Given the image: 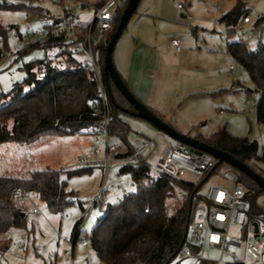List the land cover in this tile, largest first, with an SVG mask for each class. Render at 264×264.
Instances as JSON below:
<instances>
[{
	"label": "rangeland",
	"instance_id": "1",
	"mask_svg": "<svg viewBox=\"0 0 264 264\" xmlns=\"http://www.w3.org/2000/svg\"><path fill=\"white\" fill-rule=\"evenodd\" d=\"M5 1L16 3L27 0H0V5ZM100 1L104 0H84L90 8L77 17V34L87 35L94 15L93 6ZM241 1L252 16V22L242 25L240 18L237 25L227 31L219 18L233 7L236 0H140L115 45L113 62L118 65L120 59L126 61L133 53L131 77L134 84L130 89L142 102V99L153 102L155 112L181 133L207 137L219 126L226 125L233 135L255 139L262 146L264 130L256 116L259 93L246 69L229 53L227 45L239 38L251 49L264 43V19L258 22L264 16V0ZM32 3L41 6L49 15L62 14L65 6H72L68 0H33ZM179 4L184 8L180 9ZM26 14H29V18L25 17ZM0 22L6 25L14 23L21 32L40 25L34 12L2 7ZM247 32L253 34L252 39L246 38ZM104 33L95 27L92 34L98 60L97 44ZM174 38L180 40V51H176L172 45ZM9 43L15 51L14 41L9 39ZM4 52L0 60V92L8 93L15 83L26 78L24 63L43 58L45 51L37 47L18 60L16 55ZM76 56L85 61L83 54ZM231 65H235V68L231 69ZM28 87L25 85V89ZM219 90V93L213 94ZM119 116L131 127L127 141L120 140L119 143L135 152H139L143 142L158 130L152 122L142 117L125 112H119ZM92 146L93 138L87 131L74 135H50L30 147L7 143L0 146V172L25 175L32 168L50 167L63 171L81 168L77 161L88 155ZM163 148L164 140L159 137L156 146L144 153L142 158L154 166ZM124 166L112 163L106 173L101 166L89 167V171L79 174L68 175L64 172L62 178L67 180V187L74 190L75 201L62 211H52L33 193L17 197L16 201L27 215V228L14 230L11 235L8 232L0 234V264H105L92 250L89 235L108 204L117 202L124 193L135 191L131 174L122 171ZM253 166L264 178V163L257 162ZM224 169L237 174L225 162L206 177L200 192H206L216 182L225 183L221 176ZM101 190L107 194V198L94 205L96 195ZM183 195V189L176 186V198L171 200L172 204ZM257 204L264 211V192L257 196ZM93 205L92 213L87 216ZM34 207L40 211L33 212ZM79 221V237L87 238V242L75 245L72 263L64 257V250L71 245L70 238ZM230 237L240 240L242 255L245 241L240 226L230 228ZM17 241H21V244ZM6 245L4 250L1 246ZM206 254L218 257L219 251L208 250ZM179 264L197 263L188 260Z\"/></svg>",
	"mask_w": 264,
	"mask_h": 264
},
{
	"label": "trees",
	"instance_id": "2",
	"mask_svg": "<svg viewBox=\"0 0 264 264\" xmlns=\"http://www.w3.org/2000/svg\"><path fill=\"white\" fill-rule=\"evenodd\" d=\"M32 1H5L0 7L49 15ZM129 1H126L123 10L116 13L113 30L105 32L97 44L101 75L107 94V108L113 115L109 130L118 140L125 142L131 127L119 116V112L141 116L139 110L117 88L112 76L106 74L105 57L107 45L122 20ZM246 13L244 2L236 0L233 7L220 16L219 22L226 25L227 31H231ZM263 19L264 16L260 17L258 22ZM13 28L19 30L14 23L6 25L0 22V39H3L0 44V60L4 57V51L16 55L18 60L37 47L43 48L45 55L24 63L26 78L15 83L10 92H0V146L18 143L30 147L50 135L85 133V128L98 122V117L92 115L99 95L95 73L86 67L84 61L77 58V53L62 37L51 38L44 44L25 46L15 53L8 35ZM80 39L86 40L84 35H80ZM54 46L59 47V52L51 57L49 49ZM227 46L229 53L246 69L259 93L256 116L264 130V43L251 49L240 38ZM118 74L123 84L131 90L122 75L119 72ZM25 85L29 87L25 89ZM146 105L161 118L153 107ZM196 138L230 153L254 170L253 165L257 162L264 163V144L261 146L257 140H251L247 136H235L228 131L226 125L219 126L207 137L197 134ZM146 162L141 157L137 162L125 164L122 171L131 174L135 191L125 194L115 203L108 204L104 215L98 218L89 235L92 250L105 264H166L187 242L192 213L201 193V184L207 176L196 183L184 182L170 176L156 178ZM223 163L225 161L217 158L215 169ZM231 166L241 181L250 188L249 198L253 210L263 211L257 204V196L264 190L245 172ZM89 170V167L65 171L46 167L29 169L25 175L0 172V234L7 233L9 229L27 228V215L16 201L17 197L22 196L20 190L36 194L52 211H62L66 205L75 201V192L67 187V180L62 178V174H79ZM176 186L183 189L184 195L172 204L171 200L176 198ZM80 223L81 221L77 222L72 235ZM80 233L81 231L76 236L79 237ZM1 247L5 250L7 245ZM195 263L215 264L206 260Z\"/></svg>",
	"mask_w": 264,
	"mask_h": 264
},
{
	"label": "built area",
	"instance_id": "3",
	"mask_svg": "<svg viewBox=\"0 0 264 264\" xmlns=\"http://www.w3.org/2000/svg\"><path fill=\"white\" fill-rule=\"evenodd\" d=\"M68 1L72 6H65L62 14L38 15L40 21L38 27L26 32L13 28L9 30L8 35L15 43V53L25 46L44 44L51 38L62 37L77 54L85 56L86 67L95 73L99 95L92 115L98 117V122L85 128V131L93 138V146L88 155L78 159V165L80 167L101 166L106 173L112 163L137 162L144 153L156 146L157 139L162 137L164 148L155 165L151 166L148 162L145 163L154 177L170 176L184 182L196 183L209 176L215 169L217 158L205 151L197 152L194 147L188 146L162 129L158 128L152 137L147 138L139 152L131 150L129 146L121 145L120 140L110 133L109 127L113 122V115L107 108V94L102 80L100 63L95 55L92 34L95 27L102 32L113 30L116 13L125 8L127 0H104L94 5L92 23L84 41L76 32V19L82 11L90 7L85 4L84 0ZM178 6L180 9L184 8L181 4ZM25 17L29 18V14H26ZM251 22L252 16L249 13L242 16V25ZM246 38L252 39L253 34L247 32ZM2 43L3 39H0V44ZM172 45L176 51H180L179 39L174 38ZM58 52L59 47L57 46L49 49L51 57L57 55ZM234 68L235 65H231V69ZM220 112L224 113V110ZM221 176L225 183L216 182L206 192L199 194L189 224L187 242L166 264H179L188 260H206L215 264H264V211L253 210L249 198L250 188L241 181L237 174L224 169ZM19 192L22 195L26 194L24 190ZM103 198H106V194L101 190L96 195L94 205ZM94 205L88 211L87 216L92 213ZM147 210L145 209V211ZM39 211L38 207L33 208V212ZM234 225L240 226L244 237L242 255V243L237 238L230 237V228ZM80 226L81 223L70 238L71 245L64 250V257L72 263L74 262L75 245L87 242V238L76 236L81 231ZM7 232L11 235L14 230L9 229ZM17 243L21 244V241H17ZM208 250H218L219 256L207 255Z\"/></svg>",
	"mask_w": 264,
	"mask_h": 264
},
{
	"label": "water",
	"instance_id": "4",
	"mask_svg": "<svg viewBox=\"0 0 264 264\" xmlns=\"http://www.w3.org/2000/svg\"><path fill=\"white\" fill-rule=\"evenodd\" d=\"M140 0H130L128 6L126 8L125 14L120 21L115 33L113 34L110 42L107 45L106 57H105V72L107 75H111L114 83L116 84L117 88L124 94V96L134 105L136 109L139 110V115L152 122L157 128L166 131L167 133L171 134L172 136L176 137L177 139L183 141L188 146L194 147L197 152L201 153L203 151L213 154L216 158L220 159L221 161H225L237 168L241 171L245 172L248 176H250L254 181L258 183V185L264 190V178L262 175L251 168L247 163L235 158L230 153L215 148L207 144L206 142L194 137L189 136L186 134L181 133L180 131L176 130L172 127L168 122L162 120L159 116H157L153 111H151L146 104L141 102L135 94L129 90L122 82L115 64L113 62V51L115 45L121 36L122 32L126 28L129 19L136 11Z\"/></svg>",
	"mask_w": 264,
	"mask_h": 264
},
{
	"label": "crops",
	"instance_id": "5",
	"mask_svg": "<svg viewBox=\"0 0 264 264\" xmlns=\"http://www.w3.org/2000/svg\"><path fill=\"white\" fill-rule=\"evenodd\" d=\"M116 64L117 63H115V67H116L117 71L125 79V81L128 84L129 88H131V86L134 84L133 80H132V77H131V71H132V68L134 67L133 66V53H131L129 55V57L127 58L126 61L122 62V59H120V62H118V65H116ZM142 100H143V103L145 102V104H148L149 106H151L154 109H156V105L153 102L149 101L148 99H142ZM125 194H127V193H124V195ZM106 198H107V194H106Z\"/></svg>",
	"mask_w": 264,
	"mask_h": 264
},
{
	"label": "snow or ice",
	"instance_id": "6",
	"mask_svg": "<svg viewBox=\"0 0 264 264\" xmlns=\"http://www.w3.org/2000/svg\"><path fill=\"white\" fill-rule=\"evenodd\" d=\"M215 239V238H214Z\"/></svg>",
	"mask_w": 264,
	"mask_h": 264
}]
</instances>
